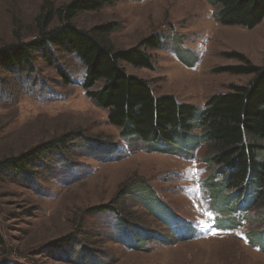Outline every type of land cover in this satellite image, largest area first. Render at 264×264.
<instances>
[{"label":"rangeland","instance_id":"1","mask_svg":"<svg viewBox=\"0 0 264 264\" xmlns=\"http://www.w3.org/2000/svg\"><path fill=\"white\" fill-rule=\"evenodd\" d=\"M44 1L0 0V46L37 36ZM214 12L209 0H118L79 13L75 23L86 30L118 24L108 36L116 49L160 35L158 47L145 48L153 68L123 63L127 72L159 95L203 109L211 95L253 79L217 71L242 64L226 53L264 66V20L254 28L224 25ZM50 54L35 53L27 70L0 69V161L51 145L29 172L0 179V264H264L262 244L252 240L264 230L263 206L230 215L214 204L206 145L149 152L143 141L122 137L108 110L87 96L81 59L54 47ZM136 185L152 193L130 192ZM102 204L122 210L140 236L126 241L114 210L87 212Z\"/></svg>","mask_w":264,"mask_h":264},{"label":"trees","instance_id":"2","mask_svg":"<svg viewBox=\"0 0 264 264\" xmlns=\"http://www.w3.org/2000/svg\"><path fill=\"white\" fill-rule=\"evenodd\" d=\"M116 1L71 0L56 6L52 0H45L37 19V36L30 40L16 38L0 46V69L27 70L34 62L35 53L50 57L51 47L75 53L86 66L83 86L87 96L108 110L109 123L120 130L122 137L143 141L149 152L171 153L177 149L191 153L206 145L209 154L205 160L214 169L208 179V186L216 190L214 204L230 215L255 205L264 209V66L254 64L242 53H226L242 64L223 66L217 71L253 74V79L247 85L231 84L229 91L211 95L203 109L181 102L173 94L159 95L149 80L128 73L123 63L153 68L152 56L145 48L158 47L162 40L160 35L145 37L135 47L116 49L108 36L118 24H101L86 30L75 23L79 13L97 11ZM209 1L215 7L214 18L220 24L254 28L264 20V0ZM57 18L60 23L53 25ZM60 72L65 82H71L66 71L60 69ZM101 81L103 85L96 88ZM50 147L48 143L42 151L41 146H37L1 160L0 179L5 174L29 172ZM214 176L222 178L216 181ZM137 189L139 194L143 190L152 193L145 185H136L130 192ZM225 190L231 193L226 195ZM238 196L244 202H238ZM108 210L116 211L118 226H122L126 241L129 236H140L141 231L133 232L132 221L115 205H97L87 212ZM252 240L264 248V230L255 233ZM62 241L65 245L72 238Z\"/></svg>","mask_w":264,"mask_h":264}]
</instances>
